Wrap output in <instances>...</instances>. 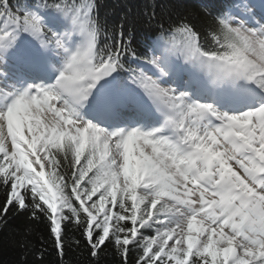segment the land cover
<instances>
[{"label": "rangeland", "instance_id": "obj_1", "mask_svg": "<svg viewBox=\"0 0 264 264\" xmlns=\"http://www.w3.org/2000/svg\"><path fill=\"white\" fill-rule=\"evenodd\" d=\"M229 25L244 37L247 44L241 65L246 71L259 72L264 84V13L252 7L247 8L243 16H234ZM80 49L78 51V47H73L66 51L61 48L53 54L35 48V58H31V61L16 60L9 52H0V105H6L0 113L8 120L18 117V112L22 109L19 115L32 139L38 136L43 143L42 153L50 166L48 175L53 185L59 187L58 202L53 209L42 200L39 192L40 199L50 207L51 212L60 214V209L69 206L71 199L63 181L55 176L47 145L63 137L73 139L79 152L87 146L97 150L105 145L103 156L106 165L101 168L112 179L113 185L97 182L96 194L84 189L75 191L77 199L95 220L111 231L120 233V230L111 225L112 217H117L112 210L111 186H115L130 192L132 198H136L139 203V208L134 209L130 219L134 223L137 219L148 223L154 232L153 239L142 238L139 229L134 227L126 239L131 243L143 241L157 258L170 260L172 264H183L193 256L210 253L217 258L216 264H264L259 258L264 253V178L260 179L259 176L262 172L255 169L249 157H240L239 149L230 144L229 135L203 123L200 108L203 105L210 106L217 119L233 127V135L239 138L242 147L249 154H256L263 163V168L259 170L264 169V115H256L254 104L248 99L238 102L239 94L236 92L228 98L211 92L212 81L222 84L223 70L213 74L209 67H205L199 72L196 68L198 64L194 63V67L190 65L193 70L183 68L179 71L174 64L165 62L164 58L154 59L156 70L147 77L150 90L146 91L151 100L170 110L173 118L166 115L162 108L166 114L157 110L155 112L153 109L156 105L143 99L141 95L131 98L133 102L130 113H116L112 103L129 104V101L113 86L107 103L105 94L110 91L112 81L103 76L90 75L93 68L92 48L83 43ZM30 69L35 73L44 72L49 79L39 77L27 82L22 91H15L16 101L10 107L9 103L14 95L9 92L2 97V90L6 89V85L1 84V81L11 72L29 77L26 72ZM79 73L90 77L91 87L80 84L77 80ZM197 74L200 77L198 80L195 78ZM197 87H202L203 90H198ZM47 88L49 93H55L62 101L74 107L77 114L86 116L89 128L72 117L76 122L68 118L69 123L64 121L59 115L61 106L55 100H45L46 95L42 90ZM29 89L32 90L31 94L28 93ZM195 93L198 94L197 100L194 99ZM105 104L110 106L105 107ZM66 113L68 115L67 111ZM9 114H13L12 117ZM42 115H47L52 120L54 118L57 125L55 130L49 129L53 125L50 122L46 124L41 121ZM95 116L98 122L93 120ZM165 117L169 121L167 126H157L160 119ZM173 121L177 130L175 127L169 128ZM245 122L252 124L247 135L244 132L246 128L242 125ZM11 125L9 127L8 122L6 133L7 130L11 131ZM167 133L174 137V141L165 138ZM242 138H248L250 146H246ZM10 140L7 141L9 144ZM182 147H188L191 153L186 156ZM206 150L209 158H206ZM0 153L12 157L15 185L18 189L19 186L21 188L23 182L27 181L17 177L19 162L1 147ZM168 164L174 166L173 171L166 166ZM0 170L4 171L5 168L0 166ZM126 171H134L160 183L167 195L178 199L180 207L169 205L171 210L164 219L153 218L150 207L155 199L132 188L127 182ZM229 178L235 183H241L242 195L231 189H226L223 193L224 190L216 187L215 183L220 180H228L227 185L230 184ZM17 193L14 189V199H20L21 196H17ZM156 201L169 204L161 198ZM139 209L140 214L137 213ZM174 218L181 219L190 227L180 231L175 223H171ZM199 227L203 228L200 233ZM183 235L187 236L184 240ZM172 236H177L178 239Z\"/></svg>", "mask_w": 264, "mask_h": 264}, {"label": "trees", "instance_id": "obj_2", "mask_svg": "<svg viewBox=\"0 0 264 264\" xmlns=\"http://www.w3.org/2000/svg\"><path fill=\"white\" fill-rule=\"evenodd\" d=\"M248 6L264 10V0H0V50L28 55L24 37L52 53L63 46L80 51L87 43L93 51L90 75L114 79L130 96L148 97L152 53L162 47L171 62L195 61L200 69L225 70L227 87L264 102L259 72H246L241 65L245 39L229 25ZM77 80L86 87L91 81L84 73ZM48 152L71 199L58 215L28 185L22 189V205L12 198V160L0 154V165L7 168L0 171V264H172L157 258L143 241L126 239L134 227L142 238L154 237L148 223L130 219L136 206L130 192L111 190L112 210L117 214L111 225L120 233L91 217L77 199L76 190L96 194L95 184L108 181L99 169L103 157L98 149L85 147L77 153L72 139L61 138L48 145ZM205 154L209 158L207 150ZM126 177L132 187L179 203L150 178L133 171H127ZM224 183L218 182L225 187ZM151 212L152 217H163L167 206L154 202ZM216 262L207 253L183 264Z\"/></svg>", "mask_w": 264, "mask_h": 264}, {"label": "bare ground", "instance_id": "obj_3", "mask_svg": "<svg viewBox=\"0 0 264 264\" xmlns=\"http://www.w3.org/2000/svg\"><path fill=\"white\" fill-rule=\"evenodd\" d=\"M29 72L30 73L28 74L29 76L28 78L25 76H22V74L20 73L11 72L8 75H5L3 78V81H1V84L6 85V89L2 90L3 91L2 97H5L6 94L9 92H12V95H14L12 96L10 100V103H9L10 107H11V104L16 101L15 99L16 90L19 89L20 91H22L23 85H25L27 82L33 81L31 78H34V79H39V77L45 78L44 75L39 72L34 73L33 71H31V69L29 70ZM8 79H12V81L10 82ZM48 90H49L48 88L42 90V93L46 95L45 100H48V99L52 101L55 100L57 104L61 106V108H59L60 109L59 115L64 121L69 123L67 118L70 121H75L71 119L72 117L78 121L83 122L85 126L89 128L90 123L87 121L86 116H80L79 114H77L74 107L62 101L61 97L57 96L55 93H49ZM116 105H121L124 110L126 109V106L124 103H118ZM4 107H6V105L1 104L0 110L3 109ZM21 110H19L18 112V117L8 118V120L6 119V116L4 114L0 113V147L2 148V150H5L6 152L12 154L15 157V159L19 162L17 177L21 178L22 180H26L28 183H30L38 193L40 192L42 200L53 209L58 202L57 191L59 192V187L53 185V181L48 175L50 166H49L47 158L42 153L43 143L41 142L38 136L34 137V140L32 139V136L28 128L24 125L23 121L20 118L19 114L20 112H22ZM65 110L68 112V115L71 114V116L70 115L68 116ZM53 112L55 113L56 109H54ZM41 119H42L41 121H43L46 124H48L49 122L53 124L51 128H49L50 130L53 131L56 129L57 125H56L54 118L52 120L51 117L47 115H42ZM95 121L97 122V119H95ZM8 122H9V127L12 123L11 131L7 130V133H6V127L8 125ZM9 139H11L10 144L7 142ZM166 166L170 167V169L173 171L174 166H171L170 164ZM177 182H181V181H177ZM14 189L16 192L19 191L17 185L14 186ZM171 223L172 224L175 223L177 225V228L180 231H184L185 228L190 227L189 225L186 224V222L184 223L179 218L172 219ZM186 230L188 231L189 229H186ZM202 230L203 228L199 227V233L202 232ZM172 238L178 239L177 236L175 237L172 236ZM186 238H187L186 235L182 236V240Z\"/></svg>", "mask_w": 264, "mask_h": 264}]
</instances>
